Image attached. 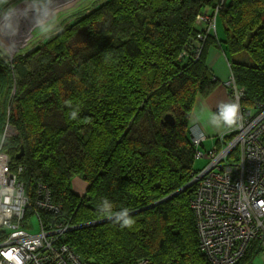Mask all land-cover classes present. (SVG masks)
<instances>
[{
  "label": "trees",
  "instance_id": "16d2710c",
  "mask_svg": "<svg viewBox=\"0 0 264 264\" xmlns=\"http://www.w3.org/2000/svg\"><path fill=\"white\" fill-rule=\"evenodd\" d=\"M71 16L24 54L0 50V147L28 199L24 228L66 225L58 239L88 264H207L195 185L168 196L198 171L193 154L215 146L194 148L187 133L194 100L217 85L211 48L229 63L228 102L235 89L242 106H264V0H100ZM42 187L57 213L36 208ZM105 199L132 226L101 214ZM262 251L253 240L235 264Z\"/></svg>",
  "mask_w": 264,
  "mask_h": 264
},
{
  "label": "built area",
  "instance_id": "2783aa9c",
  "mask_svg": "<svg viewBox=\"0 0 264 264\" xmlns=\"http://www.w3.org/2000/svg\"><path fill=\"white\" fill-rule=\"evenodd\" d=\"M223 85L228 89L230 80ZM236 93L233 89L232 102L239 103L243 122L241 126L226 127L213 146L220 153L209 165L218 177L205 182L195 173L191 180L195 190L190 208L198 248L207 264L237 263L253 240L264 249V106L252 111L240 104ZM232 133L229 140L224 138ZM193 143L199 147L198 139ZM197 153V157L204 155ZM226 154L230 157L225 158ZM41 191L44 195L36 202V208L57 213L58 207L50 202L46 190L42 187ZM28 207L23 185L0 147V264H88L58 239L66 232V225L27 233L22 221ZM137 264L153 263L143 259Z\"/></svg>",
  "mask_w": 264,
  "mask_h": 264
},
{
  "label": "rangeland",
  "instance_id": "374dc122",
  "mask_svg": "<svg viewBox=\"0 0 264 264\" xmlns=\"http://www.w3.org/2000/svg\"><path fill=\"white\" fill-rule=\"evenodd\" d=\"M99 1L100 0H51L50 10L54 11L55 18L52 21V24L49 26L48 31H41L39 28L35 27L36 19L39 18L38 13L30 10L28 11L27 16L23 15V10L25 5H31L32 0H7L6 3L0 4V25H2L4 22L3 13L9 8H14L16 9V15L12 18V23L13 26L18 25V30L15 36L10 37L6 35H0V50L3 51L6 54V56L9 57L10 59H12L15 55L24 54L26 50L31 49L40 43L42 44V42H44L45 39L48 36H50L57 27H60L61 25L68 23L73 18V16H71L72 14L77 13L80 10L89 8L91 5L95 4V2H99ZM42 2L43 0H41V3ZM210 27L213 28L214 24L211 23ZM218 27H219V23H218ZM9 48L11 49L10 51L8 50ZM230 88H232V86H230ZM197 98H199V96L196 97V99ZM196 101L197 100H194L191 110V115ZM190 122H191V117L187 129V133L190 136L191 145L194 148L198 147L195 146V144L193 143V141L197 139L199 142V146L201 143H203V141H205L203 143V146L205 147L202 150L207 151L212 146V144H210L209 141L207 140L206 134H204L203 131H201V129L197 125H192ZM6 126L4 127L2 138H6L5 136L11 134L9 128L6 129L5 132ZM194 129H196L198 133H196ZM190 130L192 131L191 134H190ZM211 139L214 141L215 144L216 139L213 138ZM1 142L2 141H0V145ZM219 153L220 152L217 148L216 150H213L212 148L206 154L208 158L205 157V154L199 157H197L198 154L197 152L193 154V158L195 160L193 163L194 170H198L196 171V174L201 176V179H203L205 182L213 181L218 177L217 174H214L215 170L211 165H209V162L210 161L214 162V160L217 159V157L219 156ZM229 157L230 154L225 155V158H229ZM73 182H74V186H73L74 192L77 194L84 195L85 184L83 183V181L79 178H75ZM190 183L191 181L187 185L190 186ZM44 189L46 190V188ZM28 222L30 223V226H27L25 228V231L29 234H36L39 229L37 219L35 217H31ZM253 264H264V254L260 255L257 258H254Z\"/></svg>",
  "mask_w": 264,
  "mask_h": 264
},
{
  "label": "clouds",
  "instance_id": "9594fccd",
  "mask_svg": "<svg viewBox=\"0 0 264 264\" xmlns=\"http://www.w3.org/2000/svg\"><path fill=\"white\" fill-rule=\"evenodd\" d=\"M7 0H0V4L6 3ZM51 0H32L31 5H25L23 15L27 16L28 11H35L38 13L39 18L36 19L35 27L41 31H48L49 26L55 18L53 10H50ZM16 15V9L9 8L3 13V24L0 25V35L15 36L18 30V25L13 26L12 18ZM11 50L10 48L8 49ZM228 80V79H227ZM225 82V81H224ZM223 82V84H224ZM222 84V85H223ZM224 86V85H223ZM225 87V86H224ZM226 88V87H225ZM227 90V88H226ZM77 113H72V118L76 117ZM198 118V117H197ZM243 122V116L241 114L240 105L238 102H226L221 103L217 107L216 113H210L208 123L214 126L216 129L223 127L241 126ZM102 209H99L100 213L105 215L108 219L114 220L119 223L121 227H130L134 223L133 219L129 216V210L123 208L118 212H113V205L104 200Z\"/></svg>",
  "mask_w": 264,
  "mask_h": 264
},
{
  "label": "crops",
  "instance_id": "0c3cea01",
  "mask_svg": "<svg viewBox=\"0 0 264 264\" xmlns=\"http://www.w3.org/2000/svg\"><path fill=\"white\" fill-rule=\"evenodd\" d=\"M222 31L223 29L220 22L219 27L217 28V37L222 36ZM207 64L210 68L213 78H216L217 85L214 90L208 96H206V98L199 97L196 99L197 101L195 102V106L193 108L190 123L192 125H197L201 131L206 134L209 143L214 144V141H212L211 138L216 139L217 143V138L224 128L216 129L214 126L208 123V120L210 118V113H215L219 104L228 102L227 90L222 84L230 77L231 73L229 63L225 55L217 48H211L209 50ZM191 133L192 131L190 130V134ZM263 254L264 249L255 258Z\"/></svg>",
  "mask_w": 264,
  "mask_h": 264
},
{
  "label": "water",
  "instance_id": "95a60500",
  "mask_svg": "<svg viewBox=\"0 0 264 264\" xmlns=\"http://www.w3.org/2000/svg\"><path fill=\"white\" fill-rule=\"evenodd\" d=\"M170 123H171V121H170ZM192 183H190V185H191ZM188 187V185H186L185 187H183L182 189H180L179 191H177V192H175V193H173L172 195H169L168 196V198H170V197H172V196H174V195H176L177 193H179V192H181L182 190H184L185 188H187ZM167 198V199H168Z\"/></svg>",
  "mask_w": 264,
  "mask_h": 264
}]
</instances>
